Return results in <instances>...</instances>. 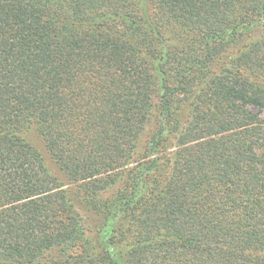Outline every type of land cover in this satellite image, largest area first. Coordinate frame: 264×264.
I'll return each instance as SVG.
<instances>
[{
	"label": "trees",
	"instance_id": "obj_1",
	"mask_svg": "<svg viewBox=\"0 0 264 264\" xmlns=\"http://www.w3.org/2000/svg\"><path fill=\"white\" fill-rule=\"evenodd\" d=\"M263 114L264 0H0V264H264Z\"/></svg>",
	"mask_w": 264,
	"mask_h": 264
},
{
	"label": "rangeland",
	"instance_id": "obj_2",
	"mask_svg": "<svg viewBox=\"0 0 264 264\" xmlns=\"http://www.w3.org/2000/svg\"><path fill=\"white\" fill-rule=\"evenodd\" d=\"M264 115V114H263ZM28 137H29V139L33 142V143H35L41 150H42V152L45 154V156H46V158L47 159H49V157H48V155H47V152H46V149H45V147H44V145H43V142H42V140L40 139V137L36 134V133H34V132H28ZM48 161H50V160H48Z\"/></svg>",
	"mask_w": 264,
	"mask_h": 264
}]
</instances>
